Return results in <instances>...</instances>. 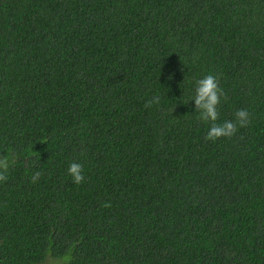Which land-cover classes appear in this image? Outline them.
Masks as SVG:
<instances>
[{
  "label": "trees",
  "instance_id": "trees-1",
  "mask_svg": "<svg viewBox=\"0 0 264 264\" xmlns=\"http://www.w3.org/2000/svg\"><path fill=\"white\" fill-rule=\"evenodd\" d=\"M4 156L0 264H264V0H0Z\"/></svg>",
  "mask_w": 264,
  "mask_h": 264
},
{
  "label": "clouds",
  "instance_id": "clouds-1",
  "mask_svg": "<svg viewBox=\"0 0 264 264\" xmlns=\"http://www.w3.org/2000/svg\"><path fill=\"white\" fill-rule=\"evenodd\" d=\"M171 79V76L169 77ZM224 95L223 90L219 86L217 76L207 74L203 78L195 81V94L191 98L195 104V111L199 114L198 119L210 122V128L205 136V140L215 141L221 137L231 138L236 134L238 127L244 128L251 123V114L247 109H239L235 113V121H225L217 124L218 111L221 97ZM160 103V97L154 96L146 104V108ZM10 167L9 157H0V181L7 180L6 173ZM68 174L72 177L73 183L81 184L84 182L83 165L72 162L68 167ZM41 174L39 172L32 176V182L35 183ZM105 207L109 205L105 204Z\"/></svg>",
  "mask_w": 264,
  "mask_h": 264
},
{
  "label": "rangeland",
  "instance_id": "rangeland-1",
  "mask_svg": "<svg viewBox=\"0 0 264 264\" xmlns=\"http://www.w3.org/2000/svg\"><path fill=\"white\" fill-rule=\"evenodd\" d=\"M41 264H54V261L51 259H47L46 261L42 262Z\"/></svg>",
  "mask_w": 264,
  "mask_h": 264
}]
</instances>
